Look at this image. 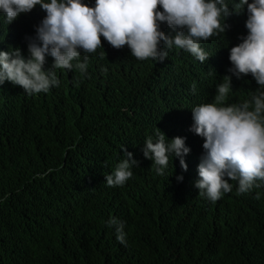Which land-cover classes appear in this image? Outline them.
Masks as SVG:
<instances>
[{"label": "trees", "instance_id": "obj_1", "mask_svg": "<svg viewBox=\"0 0 264 264\" xmlns=\"http://www.w3.org/2000/svg\"><path fill=\"white\" fill-rule=\"evenodd\" d=\"M225 23L224 34L200 42L204 64L183 49H167L163 63L141 61L124 46L129 58L81 51L73 65L87 56L85 72L57 69L60 83L47 93L0 85V264H264V183L241 194L229 181L232 190L212 202L195 180L172 176V165L157 174L142 153L156 128L183 131V83L199 84L202 104L226 75L225 106L264 91L250 74L228 71L247 30ZM52 63L47 56L45 70ZM122 146L138 165L123 186L109 187ZM110 217L124 222L126 245Z\"/></svg>", "mask_w": 264, "mask_h": 264}, {"label": "clouds", "instance_id": "obj_2", "mask_svg": "<svg viewBox=\"0 0 264 264\" xmlns=\"http://www.w3.org/2000/svg\"><path fill=\"white\" fill-rule=\"evenodd\" d=\"M233 18L245 23L247 36L231 47L228 71L237 79L250 74L264 88V0H0V85L8 81L29 95L47 93L60 83L57 69L85 72L87 56L73 65L81 51L129 58L124 46L141 61L163 63L167 49H183L204 64L210 57L200 42L224 34L230 27L225 20ZM162 23L175 35L161 31ZM47 56L53 63L45 70ZM222 78L206 104L198 102V83H183V131L156 128L142 149L157 174L172 165V176L195 180L199 194L212 202L232 190L229 181H238L241 194L264 183V91L225 106L231 76ZM120 151L123 159L105 176L109 187L123 186L138 165L125 146ZM106 225L126 245L124 222L110 217Z\"/></svg>", "mask_w": 264, "mask_h": 264}]
</instances>
